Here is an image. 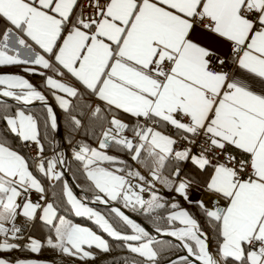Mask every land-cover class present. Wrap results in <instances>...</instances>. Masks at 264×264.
Listing matches in <instances>:
<instances>
[{"label":"snow or ice","instance_id":"snow-or-ice-1","mask_svg":"<svg viewBox=\"0 0 264 264\" xmlns=\"http://www.w3.org/2000/svg\"><path fill=\"white\" fill-rule=\"evenodd\" d=\"M4 66L42 81L0 72V97L17 105L0 109V252L87 264L118 242L128 255L113 264H264V0H0ZM45 92L96 140L71 160L107 212L74 193L63 152L44 155L58 128ZM37 101L42 123L23 107ZM37 223L43 240L25 235Z\"/></svg>","mask_w":264,"mask_h":264},{"label":"trees","instance_id":"trees-1","mask_svg":"<svg viewBox=\"0 0 264 264\" xmlns=\"http://www.w3.org/2000/svg\"><path fill=\"white\" fill-rule=\"evenodd\" d=\"M0 72L2 73H20V74H24L22 73L21 69L18 67H14V66H4V67H0ZM26 75V77L34 84L39 86L41 84L42 81V77H40L39 75ZM43 91V89H41ZM45 94L48 96L49 99H51V95L48 94L47 92H45ZM85 102H90L92 105H95L96 101L88 96H85L84 98ZM7 103L9 105V107L11 108H15L17 105L13 104V103H9V102H0V109H2L3 104ZM57 108V107H56ZM58 109V108H57ZM28 112H32L35 113L37 115H39L41 117V123L43 121V106H33L30 108L25 109ZM60 113V125H61V130H62V136H63V140L66 146V150L68 153V157H69V171L70 174L72 176V178L74 179L75 183L78 185L79 188H81L82 190L87 191V186L84 183V178L81 176L80 172L78 171V164L74 161L71 160V150H72V146L79 140H86L89 144H91L92 146H96V140L95 139H90L89 137H86L83 135V131H81L79 134L72 131L71 130V126L69 124V120H68V116L67 114L63 111V110H59ZM121 119L127 121L128 117L125 114H121L120 116ZM4 125L2 122H0V129H3ZM41 134L43 135V128H41ZM52 138H53V131H49L47 138L43 140V143L45 145V152H50L51 151V147H52ZM71 141V143H70ZM11 142V141H10ZM14 146L19 147V144L16 143ZM26 151V149L24 150ZM112 152V150H110V153ZM134 167H137L136 165H133ZM141 171H143V169H141ZM145 175L147 174L146 172L144 173ZM47 183V181H46ZM157 188H160V185H157ZM162 194L168 197L173 196V193H169L166 190L161 189ZM90 193V192H88ZM195 195H199L198 192L194 193ZM176 199L179 201V203L181 204L182 207L189 209L190 211L195 212L196 210L194 208H192L191 205H189L188 203H186L181 197H176ZM96 208V207H95ZM97 210L101 211V212H107L108 209L105 208H96ZM129 212L133 213L134 215H136L137 217H139L141 220H143L145 223H147L150 227L154 228L155 225L153 224L152 220L139 212H133L130 209H126ZM61 214H66V213H61ZM68 218L70 219H74V222L77 223H81V224H86V225H92V223L90 221H86L82 218H77V217H73L69 214ZM198 219H201V224L202 227H205V230H207L206 225H204V222L202 220V218H200L199 216H197ZM94 228L95 226L92 225ZM96 229V228H95ZM97 230V229H96ZM46 233L45 229H42V226L37 223L36 226L34 228H31L29 230L28 235H31L37 239H41L43 240L44 238V234ZM107 237V236H106ZM108 239V237H107ZM165 238H160L157 240H162ZM18 243L20 244H24L26 243V241L20 240L18 241ZM112 243V247H113V251L107 253V254H103V253H98V258L96 260H89L87 261V264H113V258L115 257H123L125 255H128V253L123 250L122 248L118 247V242H111ZM1 254L5 257L8 258L10 260H16V259H26V258H36V259H40V260H45L48 262H52V264H84V262H81L79 260H73L72 258H68V257H61L59 256L57 253H55L54 251L50 250V249H43L40 253H30L27 251H12V252H1ZM171 255L170 253L165 252L164 256H168Z\"/></svg>","mask_w":264,"mask_h":264},{"label":"water","instance_id":"water-1","mask_svg":"<svg viewBox=\"0 0 264 264\" xmlns=\"http://www.w3.org/2000/svg\"><path fill=\"white\" fill-rule=\"evenodd\" d=\"M48 101L53 106L54 111L56 112L57 117H58V128L55 132H53L52 151L53 152L58 151V152L64 153L65 164L60 166V168H59L61 171L65 172L64 179L68 180V182H69L70 186L72 187L74 193H76L80 198H83L87 203H89V206L96 207V208L108 209L103 204L94 203L93 199H92V194L82 190L81 188H79L78 185L75 183L74 179L72 178L70 171H69V157H68V153H67L66 146H65V143L63 140V136H62V130H61V125H60V113H59L58 109L56 108V106L53 104V102L49 98H48ZM0 102H9V103H13L16 105V102L12 101L10 98L0 97ZM33 106H42V104L37 101V102H34L32 105L23 106V107H24V109H27V108H30ZM122 210H124L126 212V214H128L137 223H140L142 226H144L146 228V230H148L150 232V234H152L154 236L155 239L165 238V237H162L160 234L155 233L154 228L150 227L147 223H145L143 220H141L139 217H137L133 213L129 212L126 209H122ZM168 239H170V238H168Z\"/></svg>","mask_w":264,"mask_h":264},{"label":"crops","instance_id":"crops-1","mask_svg":"<svg viewBox=\"0 0 264 264\" xmlns=\"http://www.w3.org/2000/svg\"><path fill=\"white\" fill-rule=\"evenodd\" d=\"M52 102H53V104L59 109V110H62V109H60L59 107H58V105L56 104V102L51 98L50 99ZM123 120V119H122ZM53 153V151H52V147H51V151L50 152H45L44 153V155L45 156H50L51 154ZM58 170H60V169H58ZM45 182V184H47L46 183V181H44ZM23 241H25V240H23ZM18 242V241H17ZM25 259V258H24ZM27 259V258H26ZM12 261H15V260H12Z\"/></svg>","mask_w":264,"mask_h":264},{"label":"rangeland","instance_id":"rangeland-1","mask_svg":"<svg viewBox=\"0 0 264 264\" xmlns=\"http://www.w3.org/2000/svg\"><path fill=\"white\" fill-rule=\"evenodd\" d=\"M27 78V77H26ZM28 79V78H27ZM148 196H149V194L147 193V198H148ZM84 225V224H83ZM84 226H88V227H92L93 228V230H96L92 225H84ZM100 234H102V235H105V234H103V233H100ZM105 238L107 239V237H106V235H105ZM0 256H3L2 254H1V252H0ZM4 257V256H3ZM27 259H35V260H39V261H45V260H40V259H36V258H33V257H30V258H27Z\"/></svg>","mask_w":264,"mask_h":264},{"label":"built area","instance_id":"built-area-1","mask_svg":"<svg viewBox=\"0 0 264 264\" xmlns=\"http://www.w3.org/2000/svg\"><path fill=\"white\" fill-rule=\"evenodd\" d=\"M31 151V152H35V148L34 147H30L28 149H26V152ZM147 198V197H146ZM33 199H36V194H33ZM30 230V229H29ZM29 230L25 233V235L27 236L29 233Z\"/></svg>","mask_w":264,"mask_h":264},{"label":"bare ground","instance_id":"bare-ground-1","mask_svg":"<svg viewBox=\"0 0 264 264\" xmlns=\"http://www.w3.org/2000/svg\"><path fill=\"white\" fill-rule=\"evenodd\" d=\"M145 195V198L147 197V193L144 194Z\"/></svg>","mask_w":264,"mask_h":264}]
</instances>
